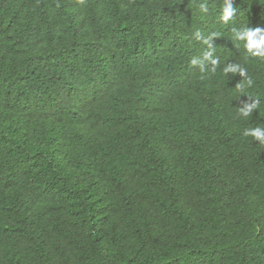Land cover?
I'll return each mask as SVG.
<instances>
[{
  "label": "trees",
  "instance_id": "obj_1",
  "mask_svg": "<svg viewBox=\"0 0 264 264\" xmlns=\"http://www.w3.org/2000/svg\"><path fill=\"white\" fill-rule=\"evenodd\" d=\"M222 4L0 0V264H264V0Z\"/></svg>",
  "mask_w": 264,
  "mask_h": 264
},
{
  "label": "clouds",
  "instance_id": "obj_2",
  "mask_svg": "<svg viewBox=\"0 0 264 264\" xmlns=\"http://www.w3.org/2000/svg\"><path fill=\"white\" fill-rule=\"evenodd\" d=\"M234 0H223L221 6V20L224 23H227L235 14V9L233 7ZM232 33L234 34V39L244 42V48L246 53L252 57L264 58V28H246L237 30L235 27L232 28ZM213 34L212 36H214ZM212 36H209L208 39H205L203 43L209 45V51L205 52L203 59L211 65V68L208 71L215 73L217 66L219 65V60L215 56V48H212L209 44V41L212 39ZM197 39H200L197 35ZM193 65L197 63L195 59L191 62ZM201 71H204V68H201ZM222 72L224 75L228 74H238L243 78V82L237 85L238 90H244L246 87L251 88L253 86V80L250 76L247 75V70L239 64H227L223 67ZM252 103L245 102L242 107L238 108V115L241 118H248L251 114L260 107V100L258 98H252ZM242 135L244 137H251L253 141H257L258 145L264 146V127H248L243 130Z\"/></svg>",
  "mask_w": 264,
  "mask_h": 264
}]
</instances>
